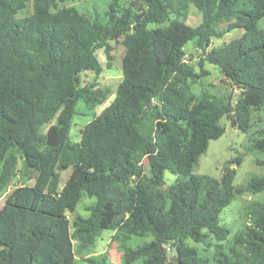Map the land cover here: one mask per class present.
I'll return each mask as SVG.
<instances>
[{"label": "trees", "instance_id": "trees-1", "mask_svg": "<svg viewBox=\"0 0 264 264\" xmlns=\"http://www.w3.org/2000/svg\"><path fill=\"white\" fill-rule=\"evenodd\" d=\"M57 1L0 0V264H117L91 256L102 230L117 234L121 264H208L186 240L225 241L221 211L264 191V174L233 186L234 167L218 180L192 173L223 116L264 152V0H128L94 19L50 10ZM190 5L201 12L196 26L186 24ZM111 41L124 46L120 81L72 141L77 101L92 108L111 95L80 79L103 70L96 50L110 64ZM189 41L204 54L196 66L185 59ZM203 61L237 89L226 101L192 91ZM165 171L178 177L164 188ZM83 197L95 199L87 216L74 214ZM242 217L212 264H264V201L244 204Z\"/></svg>", "mask_w": 264, "mask_h": 264}, {"label": "rangeland", "instance_id": "rangeland-1", "mask_svg": "<svg viewBox=\"0 0 264 264\" xmlns=\"http://www.w3.org/2000/svg\"><path fill=\"white\" fill-rule=\"evenodd\" d=\"M57 1V0H56ZM116 3L119 7L128 6V0H60L50 6V10L62 6H73L78 12L84 13L87 16L94 18H102L103 13L107 10L108 6L112 3ZM147 6V5H146ZM48 9V8H47ZM29 13V9H24L16 15L19 18ZM201 22V12L194 6L190 5L188 10V16L186 24L190 26H196ZM263 22L261 21V26ZM154 24H150L149 28L154 27ZM241 30H233L225 33L221 38L212 40V43L207 50L211 47L220 46L223 43H227L233 38L240 36ZM194 41H189L185 45V59L190 64L196 66L197 61L202 60L204 54L201 49H197ZM112 45L111 55L112 60L110 64H107L106 55L103 49L96 50V55L99 61L102 63L103 70L96 76L89 70H84L80 74L81 84L95 81L97 87L108 88L111 95L108 100L95 107L88 108L85 106L82 100H78L75 106L76 113L72 117V125L69 130V138L72 141H78L80 139V131L82 127L96 116L113 98V94L116 90L118 82L121 78V58L124 52V46L119 42L116 43L111 41ZM203 70L206 74L202 75L195 84L192 85V91L198 95L203 91H206L212 95L217 96L224 101L227 100V96L236 92L237 89L232 84L224 79L219 68L213 64L203 61ZM196 71H199L198 67H195ZM199 73V72H198ZM256 116H258L256 114ZM220 126L223 128V134L217 138L208 142L207 150L200 155L197 165L192 170L193 174L207 175L209 177L220 179L223 169L226 166L235 168V175L233 178V186H241L248 182L251 176L264 174V168L256 164V160L264 161V152H255L248 149L249 147V132H242L235 127L230 125L229 120L226 116H223L219 120ZM46 126H43L45 131ZM239 159V164L236 161ZM146 159L143 164L146 166ZM147 172V169H146ZM70 173V168L63 170L60 173V186L64 183ZM177 174L165 171L163 174L164 188L171 184L176 178ZM19 183L18 178L13 179L12 185L6 192H9L13 185ZM94 198L83 197L79 200L76 205L74 214L87 216L88 211L86 207L94 202ZM251 200L264 201V191L256 194H243L236 196L225 207L220 215V223L229 229V235L223 242H218L210 237L208 245L205 246L202 243H195L191 240H186V243L192 247H195L198 254L205 257L208 260V264L213 263L214 252L222 244H225L232 235L238 231L243 222V206ZM4 197H0V207L2 206ZM109 230H102L99 237L97 238L94 246V252L91 256L99 258V255H106L110 261L121 264L120 262V251L117 234ZM76 261L83 263L82 259L76 258Z\"/></svg>", "mask_w": 264, "mask_h": 264}]
</instances>
